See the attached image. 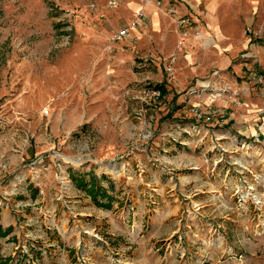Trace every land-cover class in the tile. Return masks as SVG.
<instances>
[{"label": "rangeland", "instance_id": "374dc122", "mask_svg": "<svg viewBox=\"0 0 264 264\" xmlns=\"http://www.w3.org/2000/svg\"><path fill=\"white\" fill-rule=\"evenodd\" d=\"M202 1L0 0V264H264V0Z\"/></svg>", "mask_w": 264, "mask_h": 264}, {"label": "built area", "instance_id": "2783aa9c", "mask_svg": "<svg viewBox=\"0 0 264 264\" xmlns=\"http://www.w3.org/2000/svg\"><path fill=\"white\" fill-rule=\"evenodd\" d=\"M117 0H108V4L113 5L116 3ZM144 3H152L156 5L158 8H160L162 11L169 13L174 16V22L178 26V28H181L182 36H186V34L190 31L188 28V24L190 23V16L182 13L179 11L177 6L172 2H166L164 3L163 0H142ZM145 17L144 10L138 9L134 13V16L128 19V21L122 25L121 27L117 28L110 34V40L114 41L119 38L128 37L131 33V30L136 28L141 19ZM182 42V40L180 41ZM110 47V46H109ZM245 59L249 57L250 54H243ZM244 67L251 78L255 79L256 81L262 80V74L261 72H258V70L253 69L251 66H249L246 62H244ZM143 93L146 96H149L151 99H157L162 95V91L159 87L154 86H144L143 87ZM192 114L195 118L199 120H206L211 119L215 115H217L220 110L216 109L214 107H202L199 104L193 105L191 107Z\"/></svg>", "mask_w": 264, "mask_h": 264}, {"label": "crops", "instance_id": "0c3cea01", "mask_svg": "<svg viewBox=\"0 0 264 264\" xmlns=\"http://www.w3.org/2000/svg\"><path fill=\"white\" fill-rule=\"evenodd\" d=\"M173 1L176 4L178 3V8L180 7L179 10L182 13L184 11H186L188 8L193 9L189 4L188 5L186 4L187 1H189V0H173ZM208 1L209 2H208V5H207V7H208L207 15L211 19V25L214 26V29H215L214 31H215L217 36L219 34L224 35V31H223L224 29L222 30L223 25H222V21H221L220 18H221L222 15H232V10H230V9H228V10L225 9L224 10V9L221 8L223 6L224 2H225L224 0H208ZM202 2H205V0H203ZM227 3H228V1H227ZM140 8H142L143 10L145 9L144 12L145 11L146 12H145V17L144 18H146V20L145 19H141L139 25L137 26L138 28H134V32L136 33V35L139 38L146 36V34L148 33V24L149 23H151L152 26L157 27V26L160 25V22H161L160 18H165V16L162 15V14H164V12H162V10L160 8H158L156 5H154L152 3L141 2ZM176 29H177V27H176ZM209 41L210 40H208L207 42L210 43ZM178 56H177V53H176V57L177 58H178Z\"/></svg>", "mask_w": 264, "mask_h": 264}, {"label": "trees", "instance_id": "16d2710c", "mask_svg": "<svg viewBox=\"0 0 264 264\" xmlns=\"http://www.w3.org/2000/svg\"><path fill=\"white\" fill-rule=\"evenodd\" d=\"M157 87H159L161 89V91H162V88L160 87V85H157Z\"/></svg>", "mask_w": 264, "mask_h": 264}]
</instances>
